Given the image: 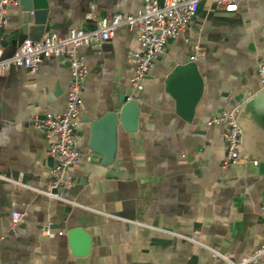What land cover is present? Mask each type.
<instances>
[{"label":"crops","instance_id":"obj_1","mask_svg":"<svg viewBox=\"0 0 264 264\" xmlns=\"http://www.w3.org/2000/svg\"><path fill=\"white\" fill-rule=\"evenodd\" d=\"M46 1L44 35H65L72 27L94 30L100 17L135 14L144 5L143 0ZM33 5L34 0H20L8 7L9 23L0 31L5 57L32 38L27 21L36 11ZM136 33L123 25L98 49H79L90 73L76 132L78 148L90 159L70 169L77 185L68 197L80 205L51 201L38 191L49 189L55 160L47 153L50 138L31 125L37 114L66 109L69 64L44 59L36 72L13 67L0 74V264H212L208 249L184 238L195 230L201 243L234 259L264 243V175L243 157L223 167L224 129L207 125L262 89L264 0H247L234 12L214 0L201 2L189 29L170 39L155 60L144 90L135 94L136 129L119 124L114 161L105 163L91 148L89 119L119 108L125 94L131 97L135 66L129 54L143 51ZM196 43L204 91L187 122L177 114L165 82L174 67L191 62ZM99 145L105 152L107 134ZM16 211L24 222L13 228ZM43 227L56 235H44ZM75 227L90 236L86 254L72 247L69 230ZM77 242L82 247V239Z\"/></svg>","mask_w":264,"mask_h":264},{"label":"built area","instance_id":"obj_2","mask_svg":"<svg viewBox=\"0 0 264 264\" xmlns=\"http://www.w3.org/2000/svg\"><path fill=\"white\" fill-rule=\"evenodd\" d=\"M143 1V8L135 14L117 11L110 16L100 17L94 30L72 27L65 35L50 32L39 41L25 38L19 49L9 57L3 55L0 37V74L2 75L13 67H25L31 72H36L44 59H59L70 66L71 82L67 91L66 109L43 116L37 114L31 119V125L50 138L47 153L55 162L51 169L49 189L38 191L51 201L80 205L68 197L77 185V181L70 174V169L80 165L85 157L90 159V155L84 154L78 148L80 137L76 132L80 121L85 81L90 73L86 60L79 54V49L81 47L98 49L104 42L111 40L116 30L123 25L136 28V40L143 46V51H132L129 54V61L135 66V72L130 79L131 98H135L136 93L144 90L157 57L166 52L170 39L178 37L189 29L191 22L198 15L203 0ZM214 1L226 11L234 12L238 11L247 0ZM19 4L20 0H0V31L9 23L8 7ZM201 57L200 46L197 43L193 44L190 61L195 62ZM258 74L261 86L264 88V61L258 63ZM239 108L240 106H236L223 110L207 122V125H220L224 129L227 154L223 167L235 163L240 157L246 159L242 147L243 131L237 121ZM23 222V214L14 212L13 228ZM41 231L49 237L56 235V232L49 227H43ZM63 233V231L58 232L59 235ZM198 235L199 231L195 230L192 235L184 238L208 249L212 264H218V261L224 264H259L264 259V243L239 259H234L229 252L201 243Z\"/></svg>","mask_w":264,"mask_h":264},{"label":"water","instance_id":"obj_3","mask_svg":"<svg viewBox=\"0 0 264 264\" xmlns=\"http://www.w3.org/2000/svg\"><path fill=\"white\" fill-rule=\"evenodd\" d=\"M32 16L28 18L27 27L33 40L39 41L46 31L49 5L46 0H34ZM166 90L176 101V112L187 122H192L196 107L203 95L204 81L197 62L191 61L177 65L166 78ZM119 108L107 112L102 117L89 119L91 122V148L105 158V163L113 162L116 152L118 126L126 130H135L140 114L136 98L125 94L120 98ZM238 124L243 131L242 147L247 160L257 162L258 172L264 175V88L250 97L239 108ZM108 136L106 151H100V138ZM69 237L75 252L88 253L90 236L83 228L69 230ZM78 238L83 241L78 247ZM80 246V245H79Z\"/></svg>","mask_w":264,"mask_h":264}]
</instances>
